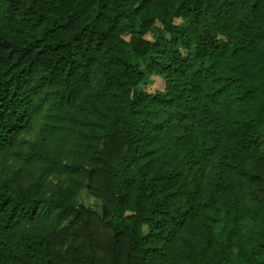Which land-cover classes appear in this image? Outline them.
<instances>
[{
	"label": "trees",
	"instance_id": "obj_1",
	"mask_svg": "<svg viewBox=\"0 0 264 264\" xmlns=\"http://www.w3.org/2000/svg\"><path fill=\"white\" fill-rule=\"evenodd\" d=\"M40 111L100 209L1 178L0 264H264V0H0L1 160Z\"/></svg>",
	"mask_w": 264,
	"mask_h": 264
},
{
	"label": "rangeland",
	"instance_id": "obj_2",
	"mask_svg": "<svg viewBox=\"0 0 264 264\" xmlns=\"http://www.w3.org/2000/svg\"><path fill=\"white\" fill-rule=\"evenodd\" d=\"M184 24V23H183ZM152 33H156V30L153 29ZM135 58L141 63L142 68L145 69V63L149 60V57ZM165 80L163 77L153 74L145 73L143 80L140 82V85L145 86L147 89L153 90L155 88L163 87ZM44 111H40L35 120L32 123L30 130L22 132L19 136L23 142H21L16 148V153L8 156L5 160L0 158V179L8 177L12 180L14 186H29L34 188L37 193L44 197H49L55 199L62 206L68 205V207L73 206L76 203L82 202L88 205H92L100 209V204L97 199H95L86 188V180H82L79 185L73 188L72 193H68L66 187L69 185V180L65 175H60L57 173H51L45 178L37 177V169L35 168L34 162L29 160L30 153L32 150L46 152L52 144L45 145L37 142V146H33L34 141H37L38 136L43 132V126L45 118ZM45 132V131H44ZM264 140V137H263ZM72 140L71 136L63 144L64 151L59 155V158L63 162H71L72 157ZM264 145V142H263ZM55 207L54 211L62 210L64 208ZM49 220L41 221L32 225L30 228L31 231H36L38 233H43L45 227ZM66 222V218L62 219V223ZM24 233L27 232V228H23Z\"/></svg>",
	"mask_w": 264,
	"mask_h": 264
}]
</instances>
